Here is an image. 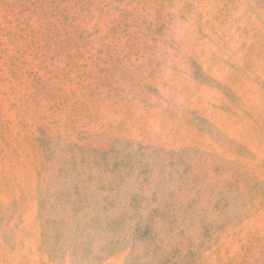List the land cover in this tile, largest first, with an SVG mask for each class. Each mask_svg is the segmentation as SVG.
I'll list each match as a JSON object with an SVG mask.
<instances>
[{"label":"rangeland","instance_id":"rangeland-1","mask_svg":"<svg viewBox=\"0 0 264 264\" xmlns=\"http://www.w3.org/2000/svg\"><path fill=\"white\" fill-rule=\"evenodd\" d=\"M0 264H264V0H0Z\"/></svg>","mask_w":264,"mask_h":264}]
</instances>
